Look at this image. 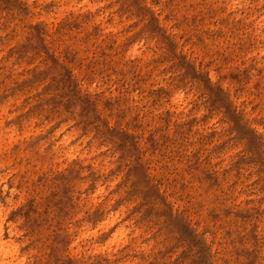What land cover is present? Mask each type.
Masks as SVG:
<instances>
[{"label":"rangeland","instance_id":"rangeland-1","mask_svg":"<svg viewBox=\"0 0 264 264\" xmlns=\"http://www.w3.org/2000/svg\"><path fill=\"white\" fill-rule=\"evenodd\" d=\"M0 224L9 264H264V0H0Z\"/></svg>","mask_w":264,"mask_h":264},{"label":"bare ground","instance_id":"bare-ground-1","mask_svg":"<svg viewBox=\"0 0 264 264\" xmlns=\"http://www.w3.org/2000/svg\"><path fill=\"white\" fill-rule=\"evenodd\" d=\"M115 221V217H113L112 219V223H114ZM2 225L0 224V258L1 256L3 255L4 257L0 259V264H9L6 260L8 259V255H9V251L6 250V245H7V242H5L3 240V237H2ZM12 256L14 257L15 256V253H12Z\"/></svg>","mask_w":264,"mask_h":264}]
</instances>
